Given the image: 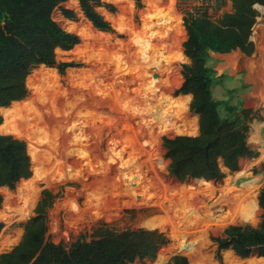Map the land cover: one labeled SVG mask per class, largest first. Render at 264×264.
Instances as JSON below:
<instances>
[{
  "label": "rangeland",
  "instance_id": "rangeland-1",
  "mask_svg": "<svg viewBox=\"0 0 264 264\" xmlns=\"http://www.w3.org/2000/svg\"><path fill=\"white\" fill-rule=\"evenodd\" d=\"M101 1L114 8L113 12L103 7L97 8L99 14L109 22L111 32L94 29L81 13L77 0H66L59 6L72 11L74 20L63 17L58 8L52 13L53 20L63 30L79 37L76 28L85 26L92 34L101 38L107 37L113 44V48L109 47L104 51L110 58L109 62L100 61L106 73L92 75V82L99 83L101 91H95L96 94L101 95L104 89H109L112 80L110 72L117 62L121 60L119 65H123V61L140 57L138 46L129 32L115 29L110 19L123 15L127 27L140 32L142 17L149 14L159 24L151 25L146 35L153 34L152 43L158 48L163 47L165 56L177 53L178 57L171 63L169 71H148L147 74L150 78H154L153 75L156 74V79L163 84L167 83L161 89L171 97L189 96L185 111L187 119L192 121V128L184 133H158L155 119L151 115L134 121L122 113L91 107L90 112L94 118L91 130L80 125L82 117L76 121V126L82 130L77 146H73L63 137L68 126L63 124L62 128H57L54 119L45 112H41L46 121L45 126L49 130L54 129L56 135L46 137L47 140L43 137L40 139L49 141L55 149L29 140L24 130L19 135L0 132L1 135H11L24 141L29 158L30 147L41 151L46 149L51 155L47 163L43 162L44 172L37 178L35 189L30 195L19 194L18 189L22 183L30 181L34 176L31 159L29 178L20 180L12 189H0V222L3 224L0 231V254L19 243L24 224L33 216L41 191L47 190L53 197L46 213L47 237L55 244L69 246L76 240L90 241L94 238V230L100 226L115 231L143 228L163 233L167 243L159 249L154 259L136 260L131 264H157L159 260L161 264H167L174 256L185 257L187 264H264V257L257 256L255 252L247 258H240L231 249L218 251L212 240L222 237L228 226L257 227L261 220L262 211L258 207L257 196L264 182V94L260 97L259 92L264 76L251 72L249 65L258 61L263 52L264 6L258 0H209L205 3L199 0H142V7L137 9L131 0ZM185 11H198L207 19L210 27L224 29L239 17L253 16L255 20L249 38L254 46L250 56H245L238 50L210 56L209 64L217 76L224 77L221 85L213 88V97L216 100L224 99L225 89L238 90L235 97L241 99L244 107L252 111L246 144L256 153L253 158L240 159L238 170L233 173L220 164L225 176L219 182L191 179L179 183L168 174V160L161 145L162 137L198 134V117L189 110L191 96L174 95L182 82L181 66L188 63L182 51L185 40L182 19ZM82 44L79 37V43L72 49H56V64L72 62L76 65L66 68L63 75L55 67L39 65L34 68L26 78L27 95L18 102L35 97L30 85L32 79L28 78L41 67L55 70L59 85L63 89L69 85L65 79L68 70L97 71L98 62H86L76 56L75 49L82 47ZM117 44L122 46L119 51ZM97 49V43H89L90 53L97 54ZM159 66L164 68L165 63L160 62ZM129 96L133 94L129 93ZM250 198L256 201L257 208L251 219L243 220L239 214L248 201H251ZM28 203L29 210L23 215L21 210ZM226 213L229 216L227 221H217L219 216ZM161 216H165L167 220L163 227H147L143 224L146 220ZM183 234L184 241L181 238ZM181 242L187 243L193 251L189 253L186 248H181Z\"/></svg>",
  "mask_w": 264,
  "mask_h": 264
},
{
  "label": "trees",
  "instance_id": "trees-1",
  "mask_svg": "<svg viewBox=\"0 0 264 264\" xmlns=\"http://www.w3.org/2000/svg\"><path fill=\"white\" fill-rule=\"evenodd\" d=\"M65 1L0 0V108L26 97V78L37 66L55 67L60 75L66 68L76 66L72 62L56 64L55 61L56 49L67 51L79 43L76 34L63 30L52 18L53 10L58 8L66 19H75L72 11L59 7ZM131 1L135 8L142 7V0ZM77 2L94 29L112 31L109 22L97 11L103 7L113 12L111 5L101 0ZM258 3L264 6V0ZM183 14L182 51L188 63L181 66L182 82L174 95L191 96L189 110L198 117V134L162 137L161 145L168 160V174L179 183L191 179L219 182L225 176L220 164L233 173L238 170L240 159L253 158L256 153L246 144L252 111L235 97L238 90L225 89L224 99L213 97V88L221 85L224 77L217 76L209 64L210 56L236 50L250 56L254 46L249 38L255 20L253 16L239 17L224 29L210 27L198 11ZM30 175V158L24 141L0 134V189H12ZM52 199L49 191H41L19 243L0 254V264H131L154 259L167 243L166 236L157 230L115 231L100 226L90 241L76 240L69 246L55 244L47 237L46 213ZM257 203L262 211L257 227L228 226L222 237L212 239L218 251L231 249L240 258H247L253 252L264 257V182ZM2 227L0 222V231ZM167 264H187V261L185 257L174 256Z\"/></svg>",
  "mask_w": 264,
  "mask_h": 264
},
{
  "label": "bare ground",
  "instance_id": "bare-ground-1",
  "mask_svg": "<svg viewBox=\"0 0 264 264\" xmlns=\"http://www.w3.org/2000/svg\"><path fill=\"white\" fill-rule=\"evenodd\" d=\"M262 11L264 12L263 9ZM110 21H112L115 29L129 32L131 39L138 46V56L140 57H134L128 62L123 61V65H119L121 60H118L119 63L117 62L110 72L112 80L109 89H104L101 95H97L95 91H100L99 83L92 82L94 80L92 75L106 73L103 71L100 61L109 62L110 58L105 55L104 51H106V48H113V44L110 43L107 37L101 38L92 34L85 26L76 28L83 44L82 47L75 49V54L86 62H98L97 71L93 72L89 69L68 70L65 79L69 85L66 89L61 88L59 85L55 70L41 67L34 71L28 79H32L30 85L34 90L35 97L24 102L14 101L9 107L2 108L1 116L3 120L0 124V132L19 135L24 130L29 140L41 142L46 147L55 149L52 143L43 140H47L46 137L50 138V136L56 135L54 129L49 130L45 126L46 121L41 113L45 112L54 119L53 122L57 128H62L63 124L68 126H66L68 131L63 137L68 139L73 146H77L79 138L82 136V130L76 126V121L82 117L80 125L82 124L85 128L91 130L94 122L90 112L91 107L122 113L126 118L129 117L134 121L151 115L155 119L158 133H164L165 131L184 133L192 128V121L187 119L185 111L189 96L187 98L171 97L161 89L167 83L163 84L156 78H150L147 74L148 71L149 73L159 70L169 71L171 63L178 57L177 53L165 56L164 48H158L156 44L152 43L151 36L153 34L146 35L151 25L159 24L158 20L152 18L149 14L143 16L142 31L140 32H135L127 27L123 15L118 16L116 19H110ZM90 42L98 45V51L95 55L88 51ZM118 46L119 51L122 46L120 44ZM262 49L263 52L259 60L252 62L249 66L251 72L263 77L264 48ZM115 54H118V52L115 51ZM160 62L165 63L164 68L159 66ZM129 93H132L133 96L130 97ZM263 94L264 81L259 96L261 97ZM85 96L88 98L85 99ZM178 122L180 125H178ZM40 137H43V139L41 140ZM28 152L34 176L30 181L22 183L18 189L19 194L24 193L27 196L35 189L37 178L41 177L44 172L43 162L47 163L51 156L46 149L41 151L30 147ZM127 180L129 181V178ZM27 205L25 209L21 210L23 215L29 210L30 204ZM256 208V201L251 199V201H248L247 206L242 208L239 216L243 220H249L253 217ZM228 219L229 216L226 213L219 216L217 221L225 222ZM166 222V217L161 216L146 220L143 224L147 227H163ZM181 238L184 241V234L181 235ZM180 247L186 248L185 250L189 253L193 251L190 246H187V243L181 242ZM157 264H161V260Z\"/></svg>",
  "mask_w": 264,
  "mask_h": 264
},
{
  "label": "water",
  "instance_id": "water-1",
  "mask_svg": "<svg viewBox=\"0 0 264 264\" xmlns=\"http://www.w3.org/2000/svg\"><path fill=\"white\" fill-rule=\"evenodd\" d=\"M156 76H157L156 74L153 75L154 78H155ZM198 180H203V179H198Z\"/></svg>",
  "mask_w": 264,
  "mask_h": 264
}]
</instances>
